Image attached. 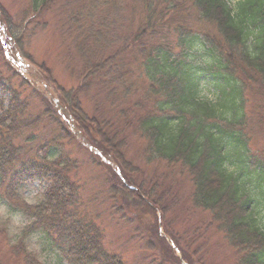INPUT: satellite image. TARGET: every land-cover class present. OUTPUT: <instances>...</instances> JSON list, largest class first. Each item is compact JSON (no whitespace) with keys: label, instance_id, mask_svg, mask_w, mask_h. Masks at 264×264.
I'll return each instance as SVG.
<instances>
[{"label":"trees","instance_id":"trees-1","mask_svg":"<svg viewBox=\"0 0 264 264\" xmlns=\"http://www.w3.org/2000/svg\"><path fill=\"white\" fill-rule=\"evenodd\" d=\"M29 5L41 22L56 5L65 10L63 58L78 85L67 88L46 63L40 67L79 133L53 100L16 71L8 73L3 57L0 197L30 220L24 235L44 231L68 264H128L124 248L107 243L108 226L122 225L124 247L145 240L140 223L148 218L154 243L144 248L155 244L182 264L159 234L162 215L164 232L188 264H206L204 250L217 234L234 264H264V148L252 146L264 133V105L252 109L248 96H264V0ZM0 17L22 49L31 32L1 1ZM202 82L213 99L201 96ZM134 141L141 165L129 154ZM149 165L163 170L147 176ZM85 167L102 186L91 195ZM39 178L47 185L37 203H28L24 185ZM173 208L201 215L186 230L185 248L179 244L185 232L165 221Z\"/></svg>","mask_w":264,"mask_h":264},{"label":"rangeland","instance_id":"rangeland-1","mask_svg":"<svg viewBox=\"0 0 264 264\" xmlns=\"http://www.w3.org/2000/svg\"><path fill=\"white\" fill-rule=\"evenodd\" d=\"M0 1L9 14H11L13 21L16 24H20L22 29L27 28L32 35L30 39L25 40L22 49L18 48L17 45L14 44L12 38L10 39L9 33L0 17V70L6 68L3 62V57H5L8 73V69H10L11 71H16L20 76L28 78L41 92L47 94L45 95L46 97L49 95V97L53 98L55 101L58 100V104L60 102L58 87L53 86L47 81L46 74L41 69L40 64L43 62L46 63L52 69V73L59 83L67 88L78 85L66 70V63L63 58L65 42L62 38V26L66 22L64 17L65 10L62 9L61 12L60 8L62 6L56 5L53 7V10L42 14L41 22L35 10L30 7L29 0ZM231 1L236 2L239 0ZM23 52L27 54L24 55ZM28 54L31 55L32 59L28 58L30 56ZM199 90H201L200 94L204 98H214V95L204 82L201 83ZM248 96L252 100L250 103L252 109L256 105H264V96L255 92L249 93ZM57 107H59L58 109L63 116L69 120V125H71L72 129H75V123L73 118H70V114L64 110L60 104H58ZM260 134L262 136L258 133L256 134L255 143L252 144V146L256 148H264V133ZM69 148L71 151L76 147L73 146ZM132 148L129 154L136 155L135 163L141 165L143 163L141 147L134 141V146ZM162 170V168L156 167V165H149L146 169V175L148 176L152 173L161 172ZM83 172L85 173L86 183H88L86 189L87 194L91 195L94 194L95 191L102 189L101 182L96 172L93 173L88 167H85ZM46 185L44 180L40 178L28 182V184L24 185L23 197L26 198L28 203H37ZM181 189L183 192L188 191L186 183H182ZM159 217V223L162 224V227L159 228V234L161 236L164 235L167 243L171 245L172 248H177L175 252L176 255L181 258L182 264H188L187 260H184V256L172 235L164 232V218L162 215H159ZM200 218V214L199 216L196 214L187 217L179 208H173L172 214L168 215L165 221H170L173 226L172 229H175V231L185 232L183 241L179 242V244L185 248V242L189 236L186 230L188 228L191 229V227L195 225L197 226ZM29 223L30 220L27 219L25 215L13 211L9 208L8 203L0 197V264H68L64 256L65 252L60 250L58 246H55L44 231L41 230L29 235H24V228ZM140 224L143 228L142 235L145 237L144 241L136 244L135 242H130L123 247L119 239L124 240L126 238V234H123L125 230L121 231L122 225L116 226L111 223L108 226L107 243L110 247L115 249L124 248L123 251L125 258L128 260V264H177L168 256L166 257V254L165 256L162 255L161 249L155 244H153L154 249H152V251L144 248L145 243L149 241L154 243V234H152V231L150 232L151 224H149L148 218H143ZM21 244L24 245V249L20 246ZM204 253L206 254L205 257H207L206 264H234V254L231 252L229 244L225 242L219 234L212 237ZM145 258L147 260H145Z\"/></svg>","mask_w":264,"mask_h":264}]
</instances>
